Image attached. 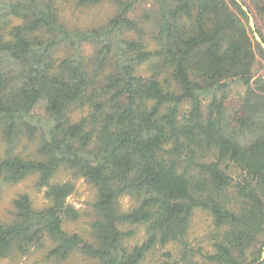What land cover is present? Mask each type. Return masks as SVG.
<instances>
[{
    "label": "trees",
    "instance_id": "obj_1",
    "mask_svg": "<svg viewBox=\"0 0 264 264\" xmlns=\"http://www.w3.org/2000/svg\"><path fill=\"white\" fill-rule=\"evenodd\" d=\"M249 16L264 43V0H0V264H264Z\"/></svg>",
    "mask_w": 264,
    "mask_h": 264
},
{
    "label": "rangeland",
    "instance_id": "obj_2",
    "mask_svg": "<svg viewBox=\"0 0 264 264\" xmlns=\"http://www.w3.org/2000/svg\"><path fill=\"white\" fill-rule=\"evenodd\" d=\"M108 8H109L108 5H103L101 7L91 9L92 11L90 12V15L92 16L93 13L96 18H99L105 12H107ZM71 14L72 13L70 11L67 13V16H69L73 21H75V17H76V21H78L77 16H72ZM259 26L264 31V21L260 22ZM238 91L239 88L233 87V95H237ZM20 191H26L28 194H30L32 198H40V195L36 194L32 189V179H29L28 181L19 184L16 187L10 188L8 194L11 196L12 194ZM67 202L80 211L81 218L79 219L78 222L72 223L69 226H67L66 230L70 232L75 231L80 234L85 233L89 229V223L91 221V215L89 210H90V203L92 202V195L89 187H87V185L84 184L82 181H78L76 183L75 192L67 199ZM122 204L124 208L128 207V202L126 200H124ZM207 224H208V220L206 216L202 213H197L192 221V230H191L192 236L195 237L198 234L199 236L203 234ZM27 264H41V262L37 263V259H30V261ZM143 264H150V261L147 260Z\"/></svg>",
    "mask_w": 264,
    "mask_h": 264
},
{
    "label": "water",
    "instance_id": "obj_3",
    "mask_svg": "<svg viewBox=\"0 0 264 264\" xmlns=\"http://www.w3.org/2000/svg\"><path fill=\"white\" fill-rule=\"evenodd\" d=\"M235 1H238V0H235ZM242 8L246 11L245 6H242ZM249 23H250L252 31L254 32V37H255L256 41L262 46V48H264V43L262 42V40L260 39L258 34L255 32L254 22H253V19L251 18V16H249ZM263 251H264V247H263ZM263 258H264V253H262V255H261V260Z\"/></svg>",
    "mask_w": 264,
    "mask_h": 264
}]
</instances>
